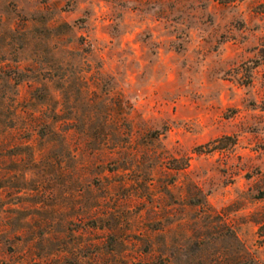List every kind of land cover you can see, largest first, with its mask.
I'll use <instances>...</instances> for the list:
<instances>
[{
  "label": "rangeland",
  "instance_id": "rangeland-1",
  "mask_svg": "<svg viewBox=\"0 0 264 264\" xmlns=\"http://www.w3.org/2000/svg\"><path fill=\"white\" fill-rule=\"evenodd\" d=\"M235 256L264 264V0H0V264Z\"/></svg>",
  "mask_w": 264,
  "mask_h": 264
},
{
  "label": "trees",
  "instance_id": "trees-1",
  "mask_svg": "<svg viewBox=\"0 0 264 264\" xmlns=\"http://www.w3.org/2000/svg\"><path fill=\"white\" fill-rule=\"evenodd\" d=\"M197 148H201V147H197ZM232 260H233L234 264L239 263V257H237V256H235ZM249 264H253V263L250 262Z\"/></svg>",
  "mask_w": 264,
  "mask_h": 264
}]
</instances>
